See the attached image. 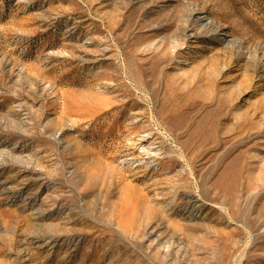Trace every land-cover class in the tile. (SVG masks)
Returning <instances> with one entry per match:
<instances>
[{"label":"rangeland","instance_id":"374dc122","mask_svg":"<svg viewBox=\"0 0 264 264\" xmlns=\"http://www.w3.org/2000/svg\"><path fill=\"white\" fill-rule=\"evenodd\" d=\"M0 166V264H264V0H0Z\"/></svg>","mask_w":264,"mask_h":264},{"label":"bare ground","instance_id":"6f19581e","mask_svg":"<svg viewBox=\"0 0 264 264\" xmlns=\"http://www.w3.org/2000/svg\"><path fill=\"white\" fill-rule=\"evenodd\" d=\"M196 20L197 22H199L200 25H204L205 22H207L205 18H200V17H197ZM209 20L210 19H208V21ZM189 35L191 39H197L198 32H196L195 30H191ZM192 44H193L192 47L196 48V45H194L195 43H192ZM163 155H164V150L162 149V146H161V137L159 133L153 130H150V129H144L140 131L137 135H134L132 136V138H130V141L128 142L126 149L122 153L121 164L123 165L122 167H124L123 169L129 175V178L131 181L143 183L144 186H147L149 188V191H151L153 195L159 196L158 199H164L163 198L164 196H169L172 200L170 202H175L177 200V194L172 195L168 180L166 178L160 177L161 171L158 170V168L164 162ZM0 172H2L1 166H0ZM35 180L38 182V181H42L43 178L37 177ZM11 182H13L12 179H6L1 182V186L3 187V190L0 195L5 196L7 194L8 189H10L13 192L15 190H20L21 187L18 188L19 183L18 185H15L14 187H12L10 184ZM41 187H43V184H41ZM12 188H14V190ZM185 199L187 200V204L191 205L192 213L187 214V217H184V219H190V220L194 218L200 219L199 217H197V213L200 210H202L201 208L203 205H201L199 200L196 199L194 196H189V197H186ZM180 204L182 203L180 202ZM185 210L186 209L181 210L182 217L185 216L184 215ZM40 216L42 215L40 214L39 217ZM150 234L153 235L154 231H152ZM61 241H62V244L69 242L65 239L64 236L56 237V236L50 235L46 237L45 241L40 243L39 248L43 249V248L49 247L50 249L49 251L51 252V250L56 248V246H58V243ZM78 241H81V240L79 239Z\"/></svg>","mask_w":264,"mask_h":264}]
</instances>
